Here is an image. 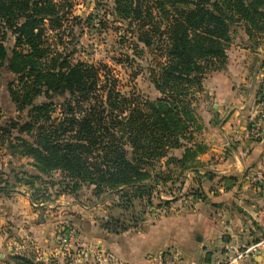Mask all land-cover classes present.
Returning <instances> with one entry per match:
<instances>
[{"label":"trees","instance_id":"1","mask_svg":"<svg viewBox=\"0 0 264 264\" xmlns=\"http://www.w3.org/2000/svg\"><path fill=\"white\" fill-rule=\"evenodd\" d=\"M112 1L114 22L157 49L150 79L160 98L124 94L107 65L74 61L75 47L64 38L80 18L70 0H0V76L2 70L13 76L11 101L27 112V120L6 123L0 112V149L31 160L40 175L58 173V195L77 196L87 187L113 199L132 222L111 220L112 232L121 234L144 220L155 176L171 180L157 174L160 161L185 164L203 153L194 146L202 80L225 63L234 27L249 38L264 35V0ZM180 149L183 160L171 155Z\"/></svg>","mask_w":264,"mask_h":264},{"label":"rangeland","instance_id":"2","mask_svg":"<svg viewBox=\"0 0 264 264\" xmlns=\"http://www.w3.org/2000/svg\"><path fill=\"white\" fill-rule=\"evenodd\" d=\"M70 2L73 15L80 18L76 26H69L66 36L70 35L64 38L71 50L75 47L74 61L107 65L118 78L124 94H134L142 100L160 98L150 79L151 70L159 58L157 49L145 47L133 34L126 33L127 25L114 22L111 15L113 1ZM233 31L225 63L212 69L202 80V91L195 102L200 128L194 146L200 145L202 149L199 151L203 153L189 157L185 164L168 162V159L157 164V174L171 180L164 183L161 175L155 176L153 180L158 183L157 189L152 203L146 208L144 220L128 231L115 234L111 230V220L117 218L132 226L129 213L122 211L113 199H107V196L97 198L92 188L87 187L77 196L58 195L62 190L61 185H54L60 180L58 173L40 175L31 160L12 156L6 148L0 149V264H17L16 257H24L35 264H225L239 254L245 258L237 264H246L264 252L263 233L247 243L239 240L241 244L232 246V254L222 262L214 263V259L208 262L212 254L190 234L194 222L215 220V209L218 210L215 200L222 193L234 188L240 190L246 181L251 187L264 186L263 180L257 177L247 180L239 175L219 176L210 167L208 158L201 161L210 147L227 148L243 140L264 141L263 60L255 75L256 61H253L251 69L245 72V83L240 86L241 89H253L252 97L246 100L251 107V120L244 129L226 134L227 146L222 144L224 138L216 131L222 119L209 113V106L211 109L215 103L214 80L226 76L234 62L240 65L248 61L244 48L264 50V35L249 38L242 26L234 27ZM7 46L9 50L14 46L12 38ZM13 79L6 70L1 71L0 112L4 123L10 119L27 120V112H18L11 101L9 85ZM44 101L45 98H39L36 103ZM259 129L263 139L254 133ZM184 154L185 149L171 152L178 160H183ZM37 176L40 179H34ZM234 204L240 208L236 202ZM162 221L168 227L159 223ZM176 223L182 228L177 234L168 229ZM177 241L184 253L176 246ZM148 244L155 245L153 253L148 252ZM129 248H132L133 257L129 255Z\"/></svg>","mask_w":264,"mask_h":264},{"label":"crops","instance_id":"3","mask_svg":"<svg viewBox=\"0 0 264 264\" xmlns=\"http://www.w3.org/2000/svg\"><path fill=\"white\" fill-rule=\"evenodd\" d=\"M243 51L246 52L248 61L244 64L241 62L240 65L234 62V66L230 68L226 76L214 80L215 98L213 100L215 103L212 104L211 109L209 106V113L213 117L222 119L216 131H219L223 136V145H226L227 142L226 134L231 135L233 130L244 129L251 120L252 111L251 107L246 104V100L248 97H252L253 89H241L240 86L245 83V72L251 69L253 61H256L254 75L262 60L264 61V50L252 51L250 48H244ZM252 84L254 85V81ZM256 89L254 85V90ZM209 134L211 135L210 132ZM216 147H210V151L201 158V161L209 159L210 167L215 170L216 174L219 176H245L247 180L257 177L264 182V141L243 140L233 146H227V148ZM262 185L251 187L246 181L241 184L240 190L234 188L222 193L215 200L217 203L215 206L218 207V210L215 209V220L194 222L191 228L194 230L190 234L197 239L199 245L212 254L208 262H213V259L214 263L222 262L232 254H230L232 246L241 244L239 240L247 243L264 233V186ZM235 202L240 208L235 206ZM159 223L166 224L165 226L168 227L164 221ZM168 229L176 231L177 234L182 228L179 223H176L171 224ZM176 246L181 250L178 241ZM147 249L148 252L153 253L155 245L148 244ZM181 251L183 252V248ZM128 252L130 257H133L132 248H129ZM257 255L251 261L248 260L246 264H264V252Z\"/></svg>","mask_w":264,"mask_h":264},{"label":"built area","instance_id":"4","mask_svg":"<svg viewBox=\"0 0 264 264\" xmlns=\"http://www.w3.org/2000/svg\"><path fill=\"white\" fill-rule=\"evenodd\" d=\"M255 135L257 138H260V139H263L262 135H261V131L260 129L259 130H256L254 131ZM249 252V249L247 252H245L246 254H248ZM245 258V256L243 254H239L237 256H235L234 258H232L229 262L225 263V264H237L238 261H240L241 259ZM217 264H221L220 262H218Z\"/></svg>","mask_w":264,"mask_h":264}]
</instances>
